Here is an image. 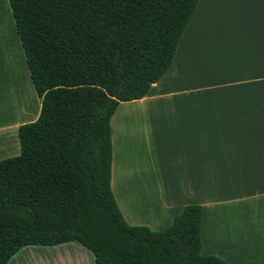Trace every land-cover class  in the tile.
I'll return each mask as SVG.
<instances>
[{"label":"trees","instance_id":"obj_1","mask_svg":"<svg viewBox=\"0 0 264 264\" xmlns=\"http://www.w3.org/2000/svg\"><path fill=\"white\" fill-rule=\"evenodd\" d=\"M41 106L0 159V264L76 241L94 264H227L200 252L201 207L128 224L111 190L110 117L168 68L198 0H8Z\"/></svg>","mask_w":264,"mask_h":264},{"label":"crops","instance_id":"obj_2","mask_svg":"<svg viewBox=\"0 0 264 264\" xmlns=\"http://www.w3.org/2000/svg\"><path fill=\"white\" fill-rule=\"evenodd\" d=\"M12 27L15 59L0 40V159L20 153L18 128L41 106ZM110 129L111 190L128 224L162 230L195 203L201 254L264 264V0H198L168 68L118 103ZM6 264H94V254L76 241L27 244Z\"/></svg>","mask_w":264,"mask_h":264},{"label":"rangeland","instance_id":"obj_3","mask_svg":"<svg viewBox=\"0 0 264 264\" xmlns=\"http://www.w3.org/2000/svg\"><path fill=\"white\" fill-rule=\"evenodd\" d=\"M8 5H6V7H3L1 6L0 7V33L2 32V36L0 35V40L3 42V43H6L7 45V48L12 52L13 54V59H15V57H17L15 55V53H13V49L12 47L10 46L11 43H12V39L16 42H19L17 41L14 33H13V18H12V15H11V11L10 9H8ZM8 27H9V30H10V27H11V32L8 31ZM7 30V32L5 33V31ZM10 40V41H9ZM18 44V43H17ZM20 45V43H19ZM19 45H16L17 48ZM27 88L25 89V91H23V93H27V95H30V91H31V87L29 85V83L27 85H25ZM25 88V87H23ZM24 90V89H23ZM12 98V105H14V109H17L19 106L17 103H15L14 101H16L17 97H18V92H17V95H16V92L13 93V90L11 91V94H9ZM31 97V96H30ZM22 98V97H21ZM14 99V101H13ZM14 111V114L16 112V110H13Z\"/></svg>","mask_w":264,"mask_h":264},{"label":"bare ground","instance_id":"obj_4","mask_svg":"<svg viewBox=\"0 0 264 264\" xmlns=\"http://www.w3.org/2000/svg\"><path fill=\"white\" fill-rule=\"evenodd\" d=\"M14 41V40H13ZM14 48V47H13ZM15 53V52H14Z\"/></svg>","mask_w":264,"mask_h":264}]
</instances>
